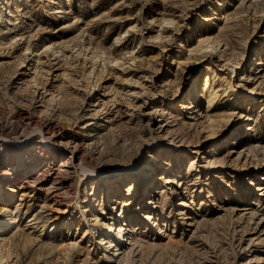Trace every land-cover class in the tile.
Here are the masks:
<instances>
[{"label": "rangeland", "instance_id": "1", "mask_svg": "<svg viewBox=\"0 0 264 264\" xmlns=\"http://www.w3.org/2000/svg\"><path fill=\"white\" fill-rule=\"evenodd\" d=\"M257 4L0 0V195L15 192L0 212L16 215L1 264H264V164L243 147H264ZM132 169L150 194L99 187ZM108 210L124 211L121 251L100 237Z\"/></svg>", "mask_w": 264, "mask_h": 264}, {"label": "bare ground", "instance_id": "2", "mask_svg": "<svg viewBox=\"0 0 264 264\" xmlns=\"http://www.w3.org/2000/svg\"><path fill=\"white\" fill-rule=\"evenodd\" d=\"M61 0H58V2H60ZM65 2V0H63ZM259 2L260 3H263V1H259L258 0V4L257 6L259 5ZM253 3V2H252ZM249 6H251V4ZM256 5V2L254 3ZM253 5V4H252ZM254 5V7H255ZM247 6V5H246ZM248 6V8H249ZM256 6V7H257ZM260 6H262L260 8ZM264 3L262 5H259L258 7L260 8L259 11L260 12H264ZM251 8V7H250ZM252 10V8H251ZM254 10H257L256 8H254ZM258 11V10H257ZM256 13V11H254ZM13 14L10 13V16H6L7 18V22L8 23H11V17H12ZM233 17V16H232ZM234 17H236V15H234ZM228 18V17H227ZM234 19V18H233ZM164 20V19H163ZM162 20V21H163ZM165 22V20L163 21V23ZM167 23V22H165ZM170 21L168 22V25H169ZM171 23H172V20H171ZM163 27V26H162ZM162 27H161V30H162ZM164 28V27H163ZM231 28V27H230ZM230 28H224L226 31V34H228L230 31ZM228 32V33H227ZM224 33V32H223ZM209 40V39H208ZM235 42V39L234 37L228 35V40L226 42V45L228 47H233V44ZM214 50V47L212 48ZM210 54L212 55L213 53L210 52ZM207 55V54H206ZM92 58V57H91ZM93 59V58H92ZM21 63V62H20ZM253 63V62H252ZM251 63V64H252ZM256 64L257 66L254 68V74H253V79L255 76H257L259 70L263 69V68H260L259 65H262V62L261 61H256ZM259 69V70H258ZM252 70H253V67H252ZM260 78V76L255 80L256 82L258 81V79ZM261 82V80L259 81ZM262 83V82H261ZM207 88L209 87H206L205 89L207 90ZM200 89H201V85L200 83H198L195 87V84H193V87L191 89V92H190V95L189 97L187 96V102L184 103L183 107L185 109H192L193 111L195 110V107H196V103L194 104V102L197 100V99H200V98H203V95H201V92H200ZM212 89H214V87H212ZM212 92H210V95H209V98L207 99L208 100V105H207V108L205 109V115L207 114V110L209 109V107L213 104V101L216 97V94H215V91L213 92V90H210ZM195 112V111H194ZM26 115V114H25ZM21 116V115H20ZM24 116V115H22ZM30 118V117H29ZM32 118V117H31ZM248 120V118H247ZM5 133V132H4ZM239 135V133H236L235 134V137L236 138L237 136ZM6 138V137H5ZM8 138V137H7ZM235 143V142H233ZM243 147L245 148L244 150L246 151L247 155H258V154H261V159L263 161V164H264V147L263 146H259L256 145V146H249L247 143H246V139L244 138L243 140ZM219 148V144H218V147L217 149ZM239 156L241 155V153L238 154ZM244 155V152L243 154ZM156 158L152 155V154H149V163H153V161L155 160ZM224 161V159H223ZM28 165V164H27ZM34 165L30 164L28 166H25L23 169L25 170L26 168H30V167H33ZM15 168H17V165H15ZM142 168V167H141ZM146 169V168H145ZM137 169H132L131 171H127L125 173H115V172H112V173H109L107 175L104 176L103 180H102V183L99 185V187L102 189V186L103 188H106V189H109L112 185H114V183H118V182H121V181H125V180H128L132 177H135L134 180H137V185L136 187L134 188H129V192L128 191V194H130L132 197H136L138 195L136 189L137 188H140V186L142 187V190H143V194L147 193L150 194V189H152V187H154V183H153V175L151 173L149 174H146V171H136ZM4 171V170H3ZM6 171V170H5ZM145 175V179H142V176ZM14 177V176H13ZM260 179L264 180V177H261ZM11 181V180H10ZM13 183V181H12ZM260 185V184H259ZM91 187L95 188L94 187V184L91 185ZM264 187L262 188H259L260 190H262ZM6 191H10L11 194L9 196H2L0 195V200L1 198H5V200L3 201H6L7 203L8 202H11L13 199H14V196H15V192L12 188V185H9L7 186L6 188ZM108 191V190H107ZM93 194L96 193V191H92ZM113 193L110 195V198H109V202H113L114 200H112L113 198ZM127 204V203H126ZM125 204V205H126ZM99 205V203H97V198L92 202V207H97ZM102 205V203H101ZM181 206H184L183 204H181ZM12 206H7V207H4V209L2 210V212H0V236L3 237V235H1V233H3L4 231H7L9 230L10 226H13L14 223H15V218H16V215L12 213L13 210H11ZM110 207H112V205H110ZM113 208V207H112ZM101 209V208H100ZM104 209V208H103ZM1 210V209H0ZM105 210V209H104ZM123 210H121V213L119 215H115V214H111L110 215V210L108 211H104L103 213H105L106 215L103 216L100 220L101 222L99 223V225L97 226L98 227V230H99V233H100V237H101V240L104 241L103 244H107V246L105 247H112L111 249H113L115 247V250L117 252V250H122V247L124 245L127 244L128 240L127 238L125 237V233H124V227L122 226V224L120 223V218H124V215H123ZM255 212H253L254 214ZM95 216V215H94ZM127 232V231H126ZM100 240V241H101ZM1 243H0V250H1ZM120 250V251H121ZM1 253V251H0ZM5 256V255H4ZM4 256H2L0 254V264L2 262V260L5 258ZM6 261V260H5ZM5 264V263H4ZM6 264H10L6 261Z\"/></svg>", "mask_w": 264, "mask_h": 264}]
</instances>
